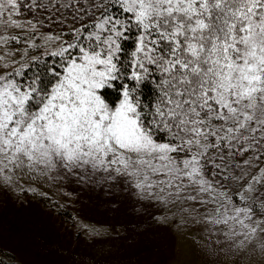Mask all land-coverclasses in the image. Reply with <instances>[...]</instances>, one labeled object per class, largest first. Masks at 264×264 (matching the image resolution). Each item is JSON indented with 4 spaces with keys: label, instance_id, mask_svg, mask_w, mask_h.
<instances>
[{
    "label": "snow or ice",
    "instance_id": "snow-or-ice-1",
    "mask_svg": "<svg viewBox=\"0 0 264 264\" xmlns=\"http://www.w3.org/2000/svg\"><path fill=\"white\" fill-rule=\"evenodd\" d=\"M45 185L264 264V0H0V190Z\"/></svg>",
    "mask_w": 264,
    "mask_h": 264
},
{
    "label": "rangeland",
    "instance_id": "rangeland-1",
    "mask_svg": "<svg viewBox=\"0 0 264 264\" xmlns=\"http://www.w3.org/2000/svg\"><path fill=\"white\" fill-rule=\"evenodd\" d=\"M41 191L47 196L0 190L4 246L24 264H200L193 236L162 222L165 210L134 213L100 189L77 185Z\"/></svg>",
    "mask_w": 264,
    "mask_h": 264
},
{
    "label": "trees",
    "instance_id": "trees-1",
    "mask_svg": "<svg viewBox=\"0 0 264 264\" xmlns=\"http://www.w3.org/2000/svg\"><path fill=\"white\" fill-rule=\"evenodd\" d=\"M70 213V212H69ZM11 255V253H9V256ZM4 260V264H10V261L8 259V256L3 257Z\"/></svg>",
    "mask_w": 264,
    "mask_h": 264
}]
</instances>
